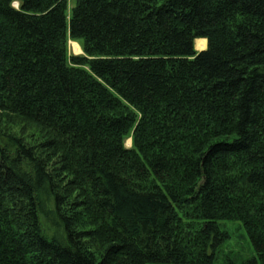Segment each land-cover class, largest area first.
Masks as SVG:
<instances>
[{"label":"trees","instance_id":"obj_1","mask_svg":"<svg viewBox=\"0 0 264 264\" xmlns=\"http://www.w3.org/2000/svg\"><path fill=\"white\" fill-rule=\"evenodd\" d=\"M4 116L0 264H264V0H0Z\"/></svg>","mask_w":264,"mask_h":264},{"label":"rangeland","instance_id":"obj_2","mask_svg":"<svg viewBox=\"0 0 264 264\" xmlns=\"http://www.w3.org/2000/svg\"><path fill=\"white\" fill-rule=\"evenodd\" d=\"M73 44H76L79 49L78 51L75 50ZM69 52L70 55H83L80 44L75 42H70ZM0 127L17 131L19 133L21 131L28 137H31L32 134L35 133L36 129L30 123L22 121L16 117L12 118L5 116L0 122ZM131 145L132 140L129 139L126 142V146L130 148ZM221 225L224 230L229 232L231 238L219 247L217 251L216 264H244L246 261H250L253 257H255V252L252 248L247 233L238 222H223Z\"/></svg>","mask_w":264,"mask_h":264},{"label":"bare ground","instance_id":"obj_3","mask_svg":"<svg viewBox=\"0 0 264 264\" xmlns=\"http://www.w3.org/2000/svg\"><path fill=\"white\" fill-rule=\"evenodd\" d=\"M75 47V50H79L78 47L76 46V44H73ZM206 45H207V41L206 40H197L196 41V50H201L204 51V49L206 50Z\"/></svg>","mask_w":264,"mask_h":264},{"label":"crops","instance_id":"obj_4","mask_svg":"<svg viewBox=\"0 0 264 264\" xmlns=\"http://www.w3.org/2000/svg\"><path fill=\"white\" fill-rule=\"evenodd\" d=\"M196 45V44H195ZM207 48V47H206ZM205 50V49H204ZM199 51H201V50H199Z\"/></svg>","mask_w":264,"mask_h":264}]
</instances>
